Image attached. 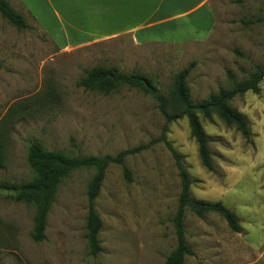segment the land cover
I'll use <instances>...</instances> for the list:
<instances>
[{
	"label": "rangeland",
	"instance_id": "rangeland-1",
	"mask_svg": "<svg viewBox=\"0 0 264 264\" xmlns=\"http://www.w3.org/2000/svg\"><path fill=\"white\" fill-rule=\"evenodd\" d=\"M9 2L28 27L0 15V182L33 179L31 142L70 156L115 155L150 143L166 129L163 136L191 178L192 197L221 202L240 226L234 232L218 213L198 217L186 208L184 237L193 254L183 264H264V85L228 102L246 116L250 143L216 114H198L211 171L200 162L187 119L167 122L154 98H168L174 75L192 62L186 78L192 101L229 88L227 71L239 81L255 64L264 66V0H207L214 16L210 36L180 44H137L128 35L63 44L53 38L44 2ZM40 8L47 17L40 19ZM98 66L142 74L156 93L120 85L105 94L79 86L86 71ZM124 164L131 178L120 165H109L94 201L102 222L96 255L85 228L94 169L63 178L39 242L31 237L35 206L14 201L0 188V264H164L176 245L172 218L180 191L171 151L155 140L127 155Z\"/></svg>",
	"mask_w": 264,
	"mask_h": 264
},
{
	"label": "trees",
	"instance_id": "trees-1",
	"mask_svg": "<svg viewBox=\"0 0 264 264\" xmlns=\"http://www.w3.org/2000/svg\"><path fill=\"white\" fill-rule=\"evenodd\" d=\"M0 15L9 23L18 27L26 28L28 23L23 14L14 9L8 0H0ZM238 53V51H236ZM193 62L179 70L173 79V84L168 98L155 95L160 112L165 116L167 122L185 117L188 122L190 136L197 144L198 156L201 164L209 171L213 169L211 153L208 148V137L200 123L198 114L208 118L216 114L227 126H234L247 143H250V127L246 116L231 108L228 102L236 95L246 91L255 94L259 92V85H264V66L255 64L254 70L247 78L235 80L230 71L227 78L231 83L229 88H220L216 93H210L200 101H192L186 78L190 72ZM1 66V62H0ZM149 80L139 73H123L113 68L98 66L86 71V75L78 81V85L85 89L98 90L105 94L111 92L120 85L140 88L149 91L147 85ZM171 114H167V108ZM166 129H164V132ZM163 132V133H164ZM151 140L146 145H138L119 151L115 155H65L61 152L44 149L37 142H31L28 147L27 160L34 171V177L29 182L20 184H7L0 182V188L11 193V198L17 202L31 203L35 206L33 228L31 237L33 241L39 242L45 238L47 215L60 183L72 171L81 168H92L94 174L87 187V216H86V239L89 251L96 255L101 251L98 232L102 222L95 211L94 201L99 194L105 171L111 164H118L124 171L127 179L131 178L129 169L124 164L127 155L134 154L151 144L155 140H161L171 151L174 165L180 180V191L178 194L177 207L172 218L176 238L175 248L166 257L164 264H183L187 255L193 251L186 243L184 237L183 215L184 210L189 209L194 215L201 217L208 212H215L222 216L227 225L234 232L240 231L238 219L234 212L219 201H206L192 197L190 193L191 178L186 171L180 155L171 147L163 136Z\"/></svg>",
	"mask_w": 264,
	"mask_h": 264
},
{
	"label": "crops",
	"instance_id": "crops-1",
	"mask_svg": "<svg viewBox=\"0 0 264 264\" xmlns=\"http://www.w3.org/2000/svg\"><path fill=\"white\" fill-rule=\"evenodd\" d=\"M21 1L44 2L54 21L53 38L63 44L122 35H128L137 44L202 42L214 26L207 0ZM38 13L40 19L48 16L41 8Z\"/></svg>",
	"mask_w": 264,
	"mask_h": 264
},
{
	"label": "water",
	"instance_id": "water-1",
	"mask_svg": "<svg viewBox=\"0 0 264 264\" xmlns=\"http://www.w3.org/2000/svg\"><path fill=\"white\" fill-rule=\"evenodd\" d=\"M147 89L150 91L151 95H154L156 93L155 90L149 85H147Z\"/></svg>",
	"mask_w": 264,
	"mask_h": 264
}]
</instances>
